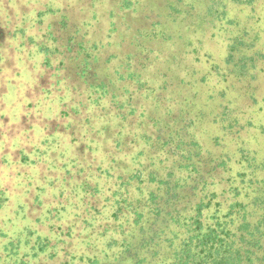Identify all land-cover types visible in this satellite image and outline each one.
<instances>
[{"label":"rangeland","instance_id":"374dc122","mask_svg":"<svg viewBox=\"0 0 264 264\" xmlns=\"http://www.w3.org/2000/svg\"><path fill=\"white\" fill-rule=\"evenodd\" d=\"M143 130L192 134L225 161L208 180L221 212L239 199L259 219L264 0H0V264L112 251L127 168L170 165Z\"/></svg>","mask_w":264,"mask_h":264},{"label":"trees","instance_id":"16d2710c","mask_svg":"<svg viewBox=\"0 0 264 264\" xmlns=\"http://www.w3.org/2000/svg\"><path fill=\"white\" fill-rule=\"evenodd\" d=\"M140 135L151 147L146 154L155 156L160 152L170 165L138 163L127 168L128 175L121 177L116 193L112 218L116 226L112 232L118 235L113 233L114 236L123 237L117 240L111 236L113 243H108V251H112L104 253L102 247L89 258V264H264V213L252 221L254 210L247 208L249 204L235 199L228 210L221 212V201L214 199L217 193L210 187L214 180L209 173L216 165H225V161L214 165L194 136L184 134L188 135L185 138L179 130L164 135L160 146L155 145L163 138L159 134L151 139L143 130ZM142 153L143 149L139 154ZM253 204H261L264 210V194L262 198L257 196ZM118 241L119 250L114 251ZM5 247L17 248L13 240ZM47 248L48 241L37 237L33 256ZM6 264H29V260L17 257Z\"/></svg>","mask_w":264,"mask_h":264}]
</instances>
